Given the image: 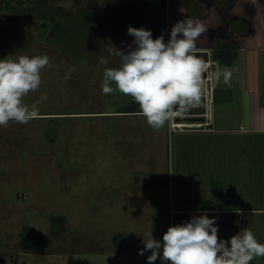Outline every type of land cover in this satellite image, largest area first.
<instances>
[{
    "label": "rangeland",
    "instance_id": "obj_1",
    "mask_svg": "<svg viewBox=\"0 0 264 264\" xmlns=\"http://www.w3.org/2000/svg\"><path fill=\"white\" fill-rule=\"evenodd\" d=\"M165 1L150 16V0H0V59L47 55L51 64L24 97L40 118L0 126L2 264H148L151 252L138 253L150 232L162 240L170 226L208 208L234 210L215 216L220 239L247 228L264 243V134L240 131L250 90L264 93V52L221 66L233 70L230 85L205 79L201 106L174 110L179 132L169 121L153 129L142 116L120 117L133 99L102 93L104 69L120 63L108 49L132 43L129 26L167 42L174 24L191 17L207 29L197 48L236 45L253 32L264 44V0ZM89 12L95 19L85 28ZM53 22L62 24V43ZM198 55L207 60L212 51ZM213 100L214 130L192 127L203 124L187 119L211 112Z\"/></svg>",
    "mask_w": 264,
    "mask_h": 264
},
{
    "label": "clouds",
    "instance_id": "obj_2",
    "mask_svg": "<svg viewBox=\"0 0 264 264\" xmlns=\"http://www.w3.org/2000/svg\"><path fill=\"white\" fill-rule=\"evenodd\" d=\"M207 31L201 21L191 17L177 21L165 42L164 35L153 39L145 28L129 26L127 34L133 37L126 49L114 45L110 55L120 59L118 67L105 68L102 93L114 95L117 91L130 96L140 107L146 123L153 129L163 127L174 115V110L186 111L201 106L205 79L219 83L223 79L230 85L233 70L221 67L219 61H207L198 55L197 39ZM99 63L108 64L101 56ZM51 67L47 55H20L15 59H0V126L10 121L27 124L40 118L36 104L24 103V97L39 89L41 71ZM69 68L64 80L70 79ZM46 96L41 97V101ZM216 217L209 218L207 211L193 215L190 220L170 226L162 240L149 233L143 239L148 264L158 259L161 264H251L256 257H264V243L258 242L247 228L223 240L218 237Z\"/></svg>",
    "mask_w": 264,
    "mask_h": 264
},
{
    "label": "crops",
    "instance_id": "obj_3",
    "mask_svg": "<svg viewBox=\"0 0 264 264\" xmlns=\"http://www.w3.org/2000/svg\"><path fill=\"white\" fill-rule=\"evenodd\" d=\"M243 29H245V28L233 27V30L235 32L232 31L233 32L232 34L233 35L234 34L235 35H241V34L244 35L242 33ZM258 35H259L258 33H254V32L250 33L249 34V38H241L243 43L241 41V43H238L236 45H232L230 43H226L228 45V47L231 48L230 49L231 51H235L238 54V57L235 60V62L233 63V65L229 66V67H233L234 64L237 61H239L241 54L243 52H245V51H253V52L260 51V52H264V44L262 43L263 40H261L259 38L260 40L258 41V38L257 39L254 38L255 40H253V38H252V37H258ZM251 40H253V43L251 45L244 44V43H246V41L247 42H251ZM198 49H199L198 53L199 54H203L204 57H205L204 54L210 53L212 51V56H209V58H207V56H206V59L209 62L214 61L213 52L215 50H217V48L214 49V48H210V47L204 45L203 47L200 46ZM217 86L218 85L215 86L213 93L217 92ZM248 97H249V100H248L249 101V107H248L249 111H248V114H247V105L244 104V107H243L244 115H243L242 121L240 122V125H241L240 126V128H241L240 131L242 133H244V134H253V135L264 134V93L259 88H253V89L250 90ZM245 99L246 98H243V101H245ZM206 109H208V108H206ZM210 113L212 114V117H211ZM126 116H129V117L130 116H135V117L137 116V117H139V116H142V115H140V114H124V115H120V117H126ZM193 118L194 119H203L200 122L199 121H195L196 123H200V124H203V125H201V126L200 125L199 126L198 125H194L192 127H201L202 128L204 126H207V128L209 127L211 129L209 132L213 131L214 128L217 126V119L215 117V100H213V107L211 108V112H210V109H208V112L204 116H202L201 118H198V117H193ZM188 122L192 123V121H189V120H188ZM169 125H170V128L173 131L179 132V131H177L176 128L173 127L172 121L171 122L169 121ZM178 127H187V125L182 124V125H178ZM184 132H186V131H184ZM189 132H191V131H189ZM202 132H204V131H202ZM206 132H208V131H206ZM205 211H207L208 216H216V215H233V213H231V212H233L234 210L233 211H231V210H223V209L217 210V209H214V208H208L206 210L197 211V214L198 215H202ZM248 212H251V211H248ZM229 230L230 231H228V232L230 234V232H232V230L231 229H229ZM115 243L117 245L116 248L120 246L118 244L119 241L117 239H116ZM252 262H253V264H264L261 261L259 263L258 262L256 263V258H254V260Z\"/></svg>",
    "mask_w": 264,
    "mask_h": 264
},
{
    "label": "trees",
    "instance_id": "obj_4",
    "mask_svg": "<svg viewBox=\"0 0 264 264\" xmlns=\"http://www.w3.org/2000/svg\"><path fill=\"white\" fill-rule=\"evenodd\" d=\"M39 1V0H36ZM165 1V0H164ZM166 2V1H165ZM157 0H150L149 15L152 16L157 12L156 9ZM95 15L92 12L85 13V28H89L94 23ZM52 27L60 43L63 42V27L60 22H53ZM226 43H221V45L213 52L214 61H219L221 66H232L238 57L235 51H231ZM216 102V100H215ZM118 114H139L140 107L134 101L128 106L121 108ZM4 262L3 258H0V264Z\"/></svg>",
    "mask_w": 264,
    "mask_h": 264
},
{
    "label": "water",
    "instance_id": "obj_5",
    "mask_svg": "<svg viewBox=\"0 0 264 264\" xmlns=\"http://www.w3.org/2000/svg\"><path fill=\"white\" fill-rule=\"evenodd\" d=\"M189 121L195 122V121H202L203 119H188Z\"/></svg>",
    "mask_w": 264,
    "mask_h": 264
},
{
    "label": "built area",
    "instance_id": "obj_6",
    "mask_svg": "<svg viewBox=\"0 0 264 264\" xmlns=\"http://www.w3.org/2000/svg\"><path fill=\"white\" fill-rule=\"evenodd\" d=\"M175 128V127H174Z\"/></svg>",
    "mask_w": 264,
    "mask_h": 264
}]
</instances>
